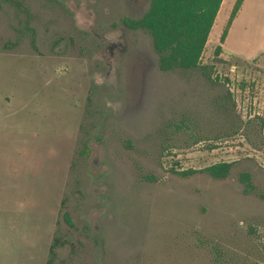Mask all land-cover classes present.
Returning a JSON list of instances; mask_svg holds the SVG:
<instances>
[{
    "label": "rangeland",
    "instance_id": "374dc122",
    "mask_svg": "<svg viewBox=\"0 0 264 264\" xmlns=\"http://www.w3.org/2000/svg\"><path fill=\"white\" fill-rule=\"evenodd\" d=\"M235 1L208 78L161 71L122 24L150 0H0V264H46L54 238L52 264H264V199L238 179L264 194V0L220 43Z\"/></svg>",
    "mask_w": 264,
    "mask_h": 264
},
{
    "label": "trees",
    "instance_id": "16d2710c",
    "mask_svg": "<svg viewBox=\"0 0 264 264\" xmlns=\"http://www.w3.org/2000/svg\"><path fill=\"white\" fill-rule=\"evenodd\" d=\"M223 0H150L148 9L137 18L123 16L121 22L132 30H143L149 33L152 46L158 57L161 71L172 69H199L210 78L212 70L208 65L200 64V58L207 42ZM244 0H236L229 18L220 35V43L225 41L233 19L237 16ZM34 42V34L32 33ZM216 53L221 52V44L216 46ZM86 148V145L84 146ZM234 163L220 161L206 166L202 170H183V175L203 171L216 179L229 176ZM238 179L246 195L256 194L264 199V194L254 183L249 171H241ZM67 222L71 219L66 215ZM60 243L58 238L50 247V257L46 264H52L55 256L54 248Z\"/></svg>",
    "mask_w": 264,
    "mask_h": 264
}]
</instances>
